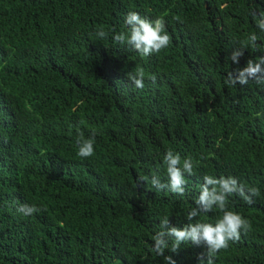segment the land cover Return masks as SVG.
Segmentation results:
<instances>
[{"label":"trees","instance_id":"1","mask_svg":"<svg viewBox=\"0 0 264 264\" xmlns=\"http://www.w3.org/2000/svg\"><path fill=\"white\" fill-rule=\"evenodd\" d=\"M129 12L162 19L169 45L141 56L116 42ZM262 13L264 0H0V264H208L206 241L173 252L169 234L222 217L196 203L204 188L220 194L205 176L253 201L226 194L250 229L214 264H264V63L237 79L264 58ZM139 70L142 89L127 76Z\"/></svg>","mask_w":264,"mask_h":264},{"label":"clouds","instance_id":"2","mask_svg":"<svg viewBox=\"0 0 264 264\" xmlns=\"http://www.w3.org/2000/svg\"><path fill=\"white\" fill-rule=\"evenodd\" d=\"M262 15H264V13H262ZM124 23L128 28V33L117 34L113 39L120 44L127 43L133 49L137 50L141 56H149L152 53L159 52L166 48L170 43V37L164 30V21L162 19L149 21L141 18L136 12H129L125 17ZM257 23L262 29H264V21L259 20ZM97 35L100 38H106L108 33L100 30ZM256 39L257 37L255 35L250 37L252 42H255ZM261 63H264V58H262L259 63H255V66L253 65V62L249 60L247 67L239 71L237 79L240 84H247L248 78L254 77L255 74L260 71ZM127 76L135 88L142 89L144 87V73L142 70L135 73H128ZM229 81H231V84H235V80H232L231 73L228 76L227 82ZM77 143L80 145L77 152L79 157L87 158L93 154L94 149L92 139L83 140L81 134V139H79ZM180 162L181 157L179 154L173 156L171 150H169L164 156V163L167 165L166 172L170 177L171 191L182 195L184 190L180 186L185 183V180L182 176L181 169L176 167ZM183 169L191 172V164L187 160L183 164ZM205 179L208 184H219L220 194H216L215 189L212 193H209L207 188H204L202 195H200L196 203L202 204L205 212L212 211V205L216 204L217 208L223 213L222 217L218 218L214 225L211 223L198 222L195 225H189L182 231L172 228L169 234L175 237L171 247V251L173 252L176 251L181 241L186 242L189 239L193 243H199L201 240L206 241L209 246L208 264H214L211 258L214 257L219 250L227 248L229 241H238L240 239L241 230L246 233L250 229V223L247 220L243 219L239 214L226 209V194H231L233 191H239L246 203L252 204L253 201L249 196L244 195L243 188L236 189V180L234 179L224 180L221 178V180L216 181L213 180L211 176H205ZM250 191L253 195H257V189L251 188ZM38 210L39 209L35 206L27 205L18 209V211L25 215H29ZM191 215H194V213L190 214L189 218H191ZM164 223H167V218L164 219ZM153 239H155L156 245L155 248H152L151 250L162 255L165 248L168 247V243L159 238V236L154 237ZM165 260L171 261V257H165ZM171 264H175V261H171Z\"/></svg>","mask_w":264,"mask_h":264}]
</instances>
